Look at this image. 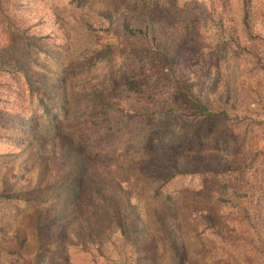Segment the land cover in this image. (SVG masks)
<instances>
[{
	"label": "rangeland",
	"instance_id": "1",
	"mask_svg": "<svg viewBox=\"0 0 264 264\" xmlns=\"http://www.w3.org/2000/svg\"><path fill=\"white\" fill-rule=\"evenodd\" d=\"M161 1L86 0L74 8L70 0H0V55L9 45L17 59H28L39 45L68 67L110 43L100 31L110 13L134 18ZM255 5L264 13V0ZM175 29L188 43V27ZM115 48L112 58L122 59ZM257 62L223 59L210 72L194 59L192 77L208 74L210 106L230 121L195 119L181 105L162 119L174 128L121 153L110 177L121 190L117 199L130 203L135 225L126 231L107 207L94 202L89 213L69 203L66 186L35 164V145L9 147L14 135L0 133V264H176L172 242L187 264H264V71ZM8 70L0 71L3 109L26 91L22 75ZM170 165L199 173L164 188L161 172ZM100 173L89 169L84 178L92 184Z\"/></svg>",
	"mask_w": 264,
	"mask_h": 264
},
{
	"label": "trees",
	"instance_id": "2",
	"mask_svg": "<svg viewBox=\"0 0 264 264\" xmlns=\"http://www.w3.org/2000/svg\"><path fill=\"white\" fill-rule=\"evenodd\" d=\"M85 1L70 4L78 8ZM161 2L134 18L121 13L112 20L110 13L108 27L100 29L111 36L110 43L68 67L54 55L49 59L50 52L39 45L24 55L28 59H17L9 45L0 55V71L21 74L26 86L19 101L0 108L1 137L14 135L17 143L9 147L34 144L35 164L54 175L55 186H66L67 201L89 213L94 202L107 207L121 231L135 225L128 199H117L121 190L110 177L121 153L174 128L162 119L177 114L181 105L195 119L230 121L227 112L210 106L208 74L192 77L194 59L205 62L210 72L218 71L223 59H258L255 67L264 71V13L255 0ZM178 25L188 27V43L176 31ZM115 46L122 59L112 58ZM42 54L46 59H37ZM98 68L102 73L93 75ZM84 86L90 89L82 92ZM89 169L101 170L92 184L84 178ZM196 173L167 166L161 172L163 187ZM206 218L213 227V217ZM171 249L176 264H187L173 242Z\"/></svg>",
	"mask_w": 264,
	"mask_h": 264
}]
</instances>
